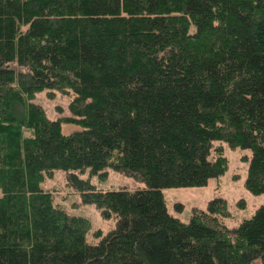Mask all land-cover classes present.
<instances>
[{"label": "trees", "instance_id": "obj_1", "mask_svg": "<svg viewBox=\"0 0 264 264\" xmlns=\"http://www.w3.org/2000/svg\"><path fill=\"white\" fill-rule=\"evenodd\" d=\"M44 87L72 90L70 117L31 101ZM213 141L250 150L244 187L264 193V0H0V264H264V204L235 227L220 197L166 210L162 188L224 172ZM107 168L144 185L71 172ZM52 169L112 231L85 241L39 186Z\"/></svg>", "mask_w": 264, "mask_h": 264}, {"label": "rangeland", "instance_id": "obj_2", "mask_svg": "<svg viewBox=\"0 0 264 264\" xmlns=\"http://www.w3.org/2000/svg\"><path fill=\"white\" fill-rule=\"evenodd\" d=\"M10 67L18 69L14 63ZM73 98L71 89H53L44 87L36 91L31 101L39 104L48 119L70 117L69 103ZM74 128L72 124L61 123V129L66 132ZM24 135L29 131L25 130ZM213 146H220L222 155L226 159L224 172L218 177L208 179L207 183L198 187H171L162 188L167 212L186 222L191 210L196 208L206 210L207 203L214 197L223 198L226 205V216H217L218 220L226 227H235L245 218H249L254 210L264 204V193L253 194L244 187L248 161L251 152L247 148H231L224 141H213ZM214 149V148H213ZM210 158L215 157L214 150ZM79 178L88 179L89 183L96 189H135L144 185L143 181L128 172L106 169L103 179L97 176H88V170L83 172L71 171ZM68 171L63 169H52L50 173H42L39 183L41 189L50 193L52 203L71 215H80L87 219L88 228L84 233L87 243H96L100 238L107 235L115 226V216L104 218L94 204L85 202L81 193L68 184L66 176Z\"/></svg>", "mask_w": 264, "mask_h": 264}]
</instances>
